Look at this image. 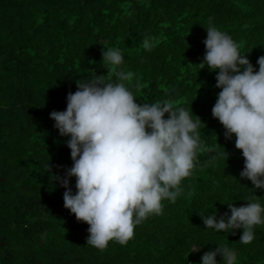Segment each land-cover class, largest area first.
I'll list each match as a JSON object with an SVG mask.
<instances>
[{
  "label": "trees",
  "instance_id": "1",
  "mask_svg": "<svg viewBox=\"0 0 264 264\" xmlns=\"http://www.w3.org/2000/svg\"><path fill=\"white\" fill-rule=\"evenodd\" d=\"M209 23L258 69L264 0H0V264H199L220 244L236 252L237 264H264V225L243 244L242 229L218 233L201 217L230 211L227 202L264 205V189L240 176L235 134L226 139L212 116L220 89L215 72L198 65ZM110 47L124 55L118 70L133 73L125 83L137 102L192 110L203 122L202 145L176 201L163 200L162 214L136 225L126 244L110 240L100 249L86 243L88 223L64 207L65 189L53 179L73 162L69 137L49 113L66 108L77 80L107 73L102 52ZM70 186L75 192L74 176Z\"/></svg>",
  "mask_w": 264,
  "mask_h": 264
},
{
  "label": "clouds",
  "instance_id": "2",
  "mask_svg": "<svg viewBox=\"0 0 264 264\" xmlns=\"http://www.w3.org/2000/svg\"><path fill=\"white\" fill-rule=\"evenodd\" d=\"M206 31L198 65L215 72L220 89L212 116L226 139L235 134V147L244 157L240 176L251 181L252 189H264V55L258 57L257 69L229 33L211 23ZM143 47H153L149 38ZM102 61L110 66L106 74L77 80L76 91L66 95V108L49 113L59 135L69 137L73 162L63 175L53 173V179L65 189L64 207L88 223L86 243L100 249L110 240L126 244L136 225L162 214L163 200L176 201L181 181L195 167L202 145L198 125L203 123L192 110L174 108L167 100L138 103L125 83L133 73L118 70L124 62L119 48L103 51ZM227 208L219 216L217 210L201 215L204 225L233 235L242 229L239 240L249 244L255 226L264 225V205L227 202ZM217 255L224 264H237L236 252L225 244L203 252L199 264H219Z\"/></svg>",
  "mask_w": 264,
  "mask_h": 264
}]
</instances>
